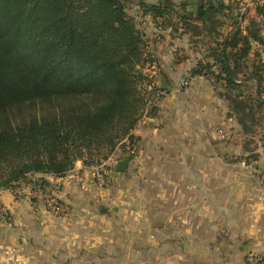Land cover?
<instances>
[{
    "label": "trees",
    "instance_id": "trees-1",
    "mask_svg": "<svg viewBox=\"0 0 264 264\" xmlns=\"http://www.w3.org/2000/svg\"><path fill=\"white\" fill-rule=\"evenodd\" d=\"M238 9L237 0H0V190L134 148L132 131L161 92L144 72L154 62L139 25L145 16L203 50L191 75L222 86L217 95L247 132V118L264 108V60L256 53L249 63L253 44L264 48V25L241 26ZM254 11L264 20V4ZM66 97L79 100L15 126L2 119L19 104Z\"/></svg>",
    "mask_w": 264,
    "mask_h": 264
},
{
    "label": "crops",
    "instance_id": "crops-1",
    "mask_svg": "<svg viewBox=\"0 0 264 264\" xmlns=\"http://www.w3.org/2000/svg\"><path fill=\"white\" fill-rule=\"evenodd\" d=\"M171 1L176 5L190 2ZM131 11L137 13V7L132 5ZM139 23L154 58L144 72L158 89L163 78L168 89L151 95L147 111L132 131L138 146L135 155L158 154L164 161L172 156L174 179L179 186L186 184L189 188V217L205 220L203 228L201 223L190 224V246L209 251L206 261L215 257L220 264H245L247 253H264V182L258 179L264 172V138L260 143L256 135L249 137L256 141L250 151L243 145V133H227V140L222 142L231 139L233 143L213 146L211 142L221 141L206 133L209 128L222 125L227 131L230 127L238 132L241 129L230 116L226 101L217 95L224 91L222 86L215 88L206 78L191 75L203 50H194L187 34L157 28L148 16L140 18ZM230 29L226 21L223 34ZM256 53L264 59V49L253 44L252 65ZM150 146L152 151L147 149ZM247 155L254 157L243 161ZM110 161L118 171L120 160L110 158L108 165ZM164 168L169 169V163ZM104 171L107 185H116L120 175L111 169ZM95 172L96 168L77 161L63 177H28L20 199L9 189L0 190V206L10 215L8 223H0V264H115L116 252L123 245L115 240V227L111 226L114 220L104 210L113 208L117 198L113 186L105 188L96 181ZM35 181L68 204L71 215L50 216L41 201L29 196ZM211 223L219 229L215 241H202L200 236L207 234ZM217 251L223 256L220 260Z\"/></svg>",
    "mask_w": 264,
    "mask_h": 264
},
{
    "label": "rangeland",
    "instance_id": "rangeland-1",
    "mask_svg": "<svg viewBox=\"0 0 264 264\" xmlns=\"http://www.w3.org/2000/svg\"><path fill=\"white\" fill-rule=\"evenodd\" d=\"M237 2L241 8L240 12L247 19L241 26H245L247 21L253 18L263 27L264 20L256 16L254 7L255 3L264 4V0H239ZM133 8L132 11H134ZM78 100L79 98L66 97L54 98L47 102H26L5 111L2 119L15 126L28 121L33 116H47L62 106ZM250 117L247 118V132H244L241 127L238 132L235 130L236 127L235 129L230 127L227 131L222 125L217 126L222 127L226 133H248L244 134L242 142L250 151L253 150L256 141L249 137L256 135L258 142H263L264 108L259 111L254 110ZM229 142L233 143L234 140L230 139L226 144L228 145ZM214 143L211 142L213 146L219 147L225 144L223 142ZM133 147L130 150L119 146L109 157L113 160H127L123 171H115L111 161L109 165L107 164L109 159L103 161L100 166H90L96 168V171L111 169L115 175H120V180L116 185L109 184L114 188L117 202L113 208L108 207L105 208L106 211L104 210V213H109L114 220V222L111 220V226L115 227L113 235L115 240L123 245L116 252L115 264H220L214 259L215 257L213 260L206 261V253L209 251L195 249L194 245L190 246L188 243L187 232L190 224L201 223V228H203L205 220L189 217L187 210L189 188L186 184L179 186V181L174 179L172 156L170 155L165 161L158 154L156 156L143 154L139 158L135 155L138 149L136 142ZM151 148L152 146L147 147L149 151H152ZM246 157H242V160L245 161ZM167 163H169V169L164 168V164ZM109 186L103 187L109 188ZM101 224L107 225L108 223L101 222ZM218 231L215 223H211L207 226V234L203 232L200 239L213 243ZM219 252L216 253L220 260L223 256Z\"/></svg>",
    "mask_w": 264,
    "mask_h": 264
},
{
    "label": "built area",
    "instance_id": "built-area-1",
    "mask_svg": "<svg viewBox=\"0 0 264 264\" xmlns=\"http://www.w3.org/2000/svg\"><path fill=\"white\" fill-rule=\"evenodd\" d=\"M213 80L210 81V83ZM206 133L217 141H226L228 136L224 129L220 126H214L209 128ZM96 181L101 186H107L106 173L104 170L96 171L94 174ZM258 179L264 182V172L258 175ZM13 196L16 199H20L23 196L22 185H17L11 189ZM29 196L35 200L42 202L45 211L55 218H67L73 212L72 208L63 202L54 192L44 190L40 186L35 185ZM10 221V215L7 209L0 206V223H8ZM245 264H264V253L249 252L244 257Z\"/></svg>",
    "mask_w": 264,
    "mask_h": 264
},
{
    "label": "water",
    "instance_id": "water-1",
    "mask_svg": "<svg viewBox=\"0 0 264 264\" xmlns=\"http://www.w3.org/2000/svg\"><path fill=\"white\" fill-rule=\"evenodd\" d=\"M158 86H159L160 90H167L168 89V87L166 85V82H165V80L163 78H161V81L159 82ZM126 164H127V160H125V159L122 160V161H118L117 164H116V169L118 171H123L125 169V167H126Z\"/></svg>",
    "mask_w": 264,
    "mask_h": 264
}]
</instances>
